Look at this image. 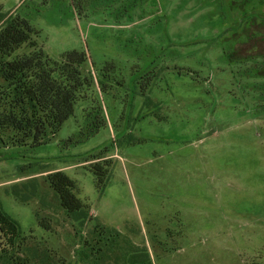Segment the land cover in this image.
Masks as SVG:
<instances>
[{
	"label": "rangeland",
	"instance_id": "obj_1",
	"mask_svg": "<svg viewBox=\"0 0 264 264\" xmlns=\"http://www.w3.org/2000/svg\"><path fill=\"white\" fill-rule=\"evenodd\" d=\"M0 10L25 20L52 60L85 52L92 79L45 143L2 135L0 206L28 247L68 264H264V79L252 71L264 59L243 63L251 48L264 55V0H0ZM98 155L112 161L102 194L89 170ZM55 171L91 220L67 219L45 179ZM33 180L28 202L10 194Z\"/></svg>",
	"mask_w": 264,
	"mask_h": 264
},
{
	"label": "trees",
	"instance_id": "obj_2",
	"mask_svg": "<svg viewBox=\"0 0 264 264\" xmlns=\"http://www.w3.org/2000/svg\"><path fill=\"white\" fill-rule=\"evenodd\" d=\"M261 22L264 23V20ZM33 35L32 28L25 20L18 16L5 18L0 10V142H5L2 135L9 133L13 146H24L29 142L33 145L45 143L73 114L76 102L92 85V79L83 72L84 64L88 61L85 52L72 51L57 61L52 60L38 48ZM253 38L243 35V40L247 42ZM23 46H29L31 51L18 54ZM256 52V48H251V56L243 57V63L264 59V55L256 58ZM234 55L235 51L231 56ZM256 65L252 71L255 70L257 77L264 79V64ZM261 86L264 92V85ZM92 160L95 163L89 170L95 177L96 188L102 194L112 161L102 155ZM42 173L34 172V175ZM45 179L58 195L67 219L79 224L91 220L90 207L76 196V185L67 175L55 171L47 174ZM38 186L37 180H33L21 185L22 191L18 190V186H13L10 194L25 203L37 196ZM37 217L40 225L50 231V220L41 218L39 214ZM96 228L100 230L99 235L110 231L98 224ZM0 234L5 242L0 252L2 264H68L53 249L40 245L28 247L19 225L1 206ZM77 255L80 256V263L86 262L88 255L84 251Z\"/></svg>",
	"mask_w": 264,
	"mask_h": 264
}]
</instances>
